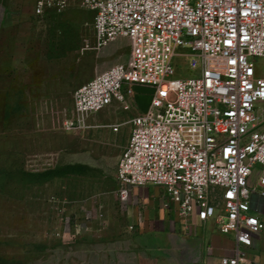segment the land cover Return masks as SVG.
I'll use <instances>...</instances> for the list:
<instances>
[{
    "label": "built area",
    "instance_id": "2783aa9c",
    "mask_svg": "<svg viewBox=\"0 0 264 264\" xmlns=\"http://www.w3.org/2000/svg\"><path fill=\"white\" fill-rule=\"evenodd\" d=\"M71 3L94 13L98 49L125 38L131 50L75 90L62 130L98 127L90 117L115 105L128 111L136 89H149L148 109L127 122L120 207L134 188H164L186 223L212 221L233 238L234 255L220 264H246L264 229L250 205L258 189L264 197V76L255 64L264 58V0H36L34 13ZM186 51L200 60V77H174V60ZM255 166L263 167L258 187L249 184ZM68 204L61 202V239L86 227L66 213Z\"/></svg>",
    "mask_w": 264,
    "mask_h": 264
},
{
    "label": "rangeland",
    "instance_id": "374dc122",
    "mask_svg": "<svg viewBox=\"0 0 264 264\" xmlns=\"http://www.w3.org/2000/svg\"><path fill=\"white\" fill-rule=\"evenodd\" d=\"M35 3L36 0H0L3 38L10 42L19 40L26 45L28 67L36 70L43 83V86L28 90L27 95L23 89L11 95L16 108L11 113L8 111L6 118L3 111L0 112V119L4 122L0 127V170L3 167L17 171L22 168L33 172L39 170L42 166L36 161L35 151L43 150L46 144L21 134L34 129L40 132L43 125L53 130L61 129L63 119L73 108L75 90L112 64L126 62L131 50L130 42L125 38H118L98 49L94 13L77 3L61 10H49L43 16L35 15ZM13 48L10 43L4 47L5 73L12 67ZM185 53L174 60V77H200V60L189 51ZM255 64L258 75L264 76V58L256 59ZM5 78L0 76V86L4 88L8 84ZM136 93L130 110L124 111L115 105L100 112L91 122L111 128L122 124L121 129L129 136L131 127L127 122L145 112L150 103L149 89L139 87ZM24 147L31 150L25 158L21 154ZM121 152L122 148H115L114 156L90 167L59 164L53 170L56 175L54 190L45 194L41 206L35 207L32 202L31 206L24 208L17 200L2 202L0 199V264H53L56 247L72 242L68 236L62 239L56 236L60 229L61 202L69 203L66 213L73 217V198L66 194L65 186L77 193L74 199L79 201L101 198L108 192H114L118 188L116 172ZM75 221L82 225L77 219ZM119 224L124 226L121 220ZM60 261L62 264H74L66 252L60 255Z\"/></svg>",
    "mask_w": 264,
    "mask_h": 264
},
{
    "label": "crops",
    "instance_id": "0c3cea01",
    "mask_svg": "<svg viewBox=\"0 0 264 264\" xmlns=\"http://www.w3.org/2000/svg\"><path fill=\"white\" fill-rule=\"evenodd\" d=\"M3 30L4 26L0 25V76L6 77L8 83L6 88L0 86V112L3 111L6 118L7 112L11 113L16 108L11 95L20 89L27 95L28 90L43 86V83L36 70L28 67L26 45L19 40H5ZM9 43L15 49L12 67L5 73L4 47L9 46ZM96 115L90 117L89 124L98 127L82 132H65L61 126V129L53 130L43 125L44 129L40 132L34 129L21 134L46 144L43 150L35 151L36 161L42 167L34 172L26 168L17 171L3 167L0 170L1 201L17 200L24 208L31 206L32 202L35 207L41 206L45 194L54 190L56 175L40 178L32 177L31 173L53 171L59 164L90 167L114 156L115 148H122L123 152L129 141L125 130L121 126L114 132L109 125L91 122ZM3 123L0 119V127ZM30 151L24 147L22 157L25 158ZM262 175L263 167L255 166L249 184L258 187ZM65 188L66 194L73 198V218L86 227L68 237L72 240L70 244L56 247L53 264H62L60 255L65 252L74 264H220L221 257L234 255L235 242L231 236L222 235L212 221L201 224L192 220L186 223L179 216L177 206L165 195L164 188H134L125 208L120 207L117 189L101 198L79 201L74 199L78 196L74 190L67 189V186ZM250 205L251 214L264 223V197L260 195L259 189L251 195ZM120 220L124 226L119 224ZM104 238L107 241H103ZM246 264H264V229L254 237Z\"/></svg>",
    "mask_w": 264,
    "mask_h": 264
},
{
    "label": "trees",
    "instance_id": "16d2710c",
    "mask_svg": "<svg viewBox=\"0 0 264 264\" xmlns=\"http://www.w3.org/2000/svg\"><path fill=\"white\" fill-rule=\"evenodd\" d=\"M54 173L55 172H53V171H46V172H43V173H39V174H32V177H35V176H37V177H42V178H47V177H49V175L50 174H53L54 175Z\"/></svg>",
    "mask_w": 264,
    "mask_h": 264
}]
</instances>
